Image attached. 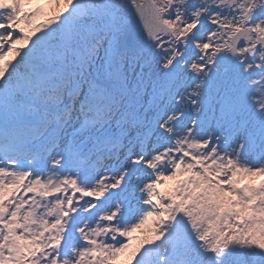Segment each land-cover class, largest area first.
Here are the masks:
<instances>
[{
	"label": "snow or ice",
	"instance_id": "1",
	"mask_svg": "<svg viewBox=\"0 0 264 264\" xmlns=\"http://www.w3.org/2000/svg\"><path fill=\"white\" fill-rule=\"evenodd\" d=\"M0 264H264V0H0Z\"/></svg>",
	"mask_w": 264,
	"mask_h": 264
}]
</instances>
